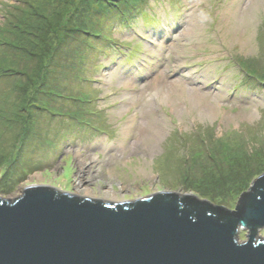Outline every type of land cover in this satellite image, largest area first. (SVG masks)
<instances>
[{
	"label": "rangeland",
	"instance_id": "1",
	"mask_svg": "<svg viewBox=\"0 0 264 264\" xmlns=\"http://www.w3.org/2000/svg\"><path fill=\"white\" fill-rule=\"evenodd\" d=\"M42 1L54 42L27 47L32 34L12 31L48 24ZM2 66L0 192L11 198L36 182L113 199L211 175L236 204L264 170V0H0ZM38 85L44 111L26 120Z\"/></svg>",
	"mask_w": 264,
	"mask_h": 264
},
{
	"label": "water",
	"instance_id": "2",
	"mask_svg": "<svg viewBox=\"0 0 264 264\" xmlns=\"http://www.w3.org/2000/svg\"><path fill=\"white\" fill-rule=\"evenodd\" d=\"M191 189L0 192V264H264V172L229 207Z\"/></svg>",
	"mask_w": 264,
	"mask_h": 264
},
{
	"label": "trees",
	"instance_id": "3",
	"mask_svg": "<svg viewBox=\"0 0 264 264\" xmlns=\"http://www.w3.org/2000/svg\"><path fill=\"white\" fill-rule=\"evenodd\" d=\"M41 1V0H40ZM46 4H47V1L46 2H43L42 1V3H40L39 4V15H40V17H43V19L44 20H46V21H48V24L47 23H45V22H43V20H41V22L39 23V24H33L32 23V26H31V24L29 23L28 24V28H26V29H28L27 31H24V32H26V34H22L21 33V31L23 32V28H22V26H20V24H16L15 23V30L14 31H12V33H13V35H14V37H13V39H15L16 40V36H15V34L14 33H16V32H19L20 33V35H22L23 37H26V38H28L29 39V35L30 34H32V39H31V42H29L28 40L26 41V43H23V45L25 44V46H26V44H27V47H28V44H32V46H37V48H39V49H43V48H45L46 46H48L49 44H52L54 41H51V39H52V35H51V32H52V28L51 27H49L48 28V26L51 24V18L49 19V17L47 16V13H46V10H44L45 9V7H44V5L46 6ZM41 5V6H40ZM143 16H142V21H143V23L147 26V27H149V26H152L153 24H155V23H150V24H148V22H149V20L151 19V15H150V13L148 12V11H146V10H140L139 11ZM122 13V15H124L125 13H127V11H122L121 12ZM120 15V14H119ZM158 22V21H157ZM63 25V23L61 22V21H59L58 22V30H59V27H61ZM52 27H53V25H51ZM31 27V28H30ZM58 30H56V31H53L54 32V35H55V37H56V39H57V35H58ZM48 35V36H47ZM109 41H111V42H114V41H118L116 38H112V36H110L109 38ZM51 41V42H50ZM14 41H12V43H13ZM123 43V42H122ZM14 45V44H13ZM132 47H135L136 48V46H132ZM20 48H21V46H20ZM35 48L36 47H29V50H27V52H29L31 55H36L37 54V51L35 50ZM58 47L56 46V49H57ZM28 49V48H27ZM51 52H52V49H50V48H47V54H48V56L50 57H52V56H54L55 55V53L57 52L56 50L53 52L54 54H51ZM132 53H133V50H131L130 52H128L127 54H128V57L130 56V55H132ZM51 54V55H50ZM40 56L42 55V54H39ZM0 68H3V66L2 67H0ZM247 72V71H246ZM13 86H14V84H12ZM20 89V88H19ZM33 89H35L34 90V92L32 91V90H30V94H29V91H28V93H27V100H26V102H28V104H27V108H30L29 109V113H27V119L26 120H30L31 121V119H32V114L34 113V112H31V108L33 109V110H38V111H40L41 113L44 111L43 110V108L44 107H42V106H40L39 104H38V102L39 101H37V99H38V93L41 91V85L39 86H37L36 88H33ZM22 89H20V91H21ZM24 92V91H23ZM25 93V92H24ZM25 98V97H24ZM31 104H33V106H31ZM25 107V106H24ZM74 111V110H73ZM91 113H93V112H91ZM63 116H64V114H63ZM68 117H71L72 119H74V120H71L72 122H75V123H77V122H83V121H81L80 120V118L82 117V115H71V116H68ZM64 120H67V118L65 119V118H63ZM30 131V127L29 126H27L25 129H24V135L25 134H27L28 132ZM19 147V146H18ZM18 147H17V149H18ZM6 158H7V156H6ZM10 165V164H9ZM9 165H7V166H5L4 168H9ZM10 166H13V165H10ZM9 170H10V168H9ZM12 170H10V172H11ZM262 171H264L263 170V168L261 169V171L260 172H262ZM13 172V171H12ZM259 173V172H258ZM0 177H2L3 176V172L1 171L0 172ZM245 181V183L246 182H248V179L247 180H244ZM214 183V184H213ZM246 185V184H245ZM229 187H231V186H229ZM245 187H247V186H245ZM226 189H227V187H225ZM192 190V189H191ZM194 191H196L200 196H203V197H206V198H209L210 200H212L213 202H215V203H217V204H223V205H226V206H232L231 204H229V203H227L226 201L227 200H224L223 198H221V197H223V196H225V195H220L219 193H218V191H217V188H216V185H215V180L213 179V178H211V175L210 176H207V177H205V176H198V177H196V184H195V190Z\"/></svg>",
	"mask_w": 264,
	"mask_h": 264
},
{
	"label": "bare ground",
	"instance_id": "4",
	"mask_svg": "<svg viewBox=\"0 0 264 264\" xmlns=\"http://www.w3.org/2000/svg\"><path fill=\"white\" fill-rule=\"evenodd\" d=\"M80 183H81V180H79L78 182H77V187H79L80 186ZM87 191H89V189H86ZM86 191V192H87Z\"/></svg>",
	"mask_w": 264,
	"mask_h": 264
}]
</instances>
